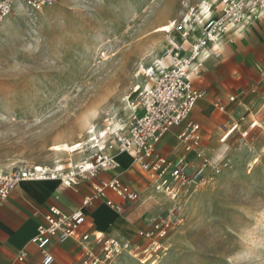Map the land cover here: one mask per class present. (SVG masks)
<instances>
[{
  "label": "rangeland",
  "instance_id": "1",
  "mask_svg": "<svg viewBox=\"0 0 264 264\" xmlns=\"http://www.w3.org/2000/svg\"><path fill=\"white\" fill-rule=\"evenodd\" d=\"M219 4L58 0L39 13L24 11L14 23L20 34L0 56V169L52 168L114 140L136 111L127 99L152 85L148 74L158 75L159 60L184 42L185 24L198 18L191 35L201 30L205 10L217 13ZM171 22L176 29L167 32ZM258 92L255 107L216 138L199 181L175 198L159 190L167 197L154 223H168L169 235L158 250L149 241L135 263L264 264V84ZM64 144L82 149H58Z\"/></svg>",
  "mask_w": 264,
  "mask_h": 264
},
{
  "label": "crops",
  "instance_id": "2",
  "mask_svg": "<svg viewBox=\"0 0 264 264\" xmlns=\"http://www.w3.org/2000/svg\"><path fill=\"white\" fill-rule=\"evenodd\" d=\"M18 5L16 4L13 15L0 24V56L4 51L10 50L16 35L20 34L19 26L14 23L24 14V10ZM202 29L196 36L192 34L184 42L182 40L174 43V54L184 58L189 56L190 46L202 38ZM224 41L225 44L220 50L214 44L203 50L198 58L201 64L199 73L192 76L194 86L206 91L207 97L198 102L187 122L173 126L171 132L158 145L159 151L170 159L186 157L191 171L202 164L203 160H210L211 152L216 149V138L221 136L224 129L239 115L248 111V108L255 107L257 100L252 99L253 95L261 94L258 89L264 84V15L243 27L240 34H228ZM4 61L6 60L0 57V66L6 65ZM159 63L162 65L159 69L169 68L170 57L162 58ZM259 94L256 96L258 101L262 96ZM231 97L236 100L230 102ZM221 103L226 106L222 111L216 107V104ZM137 111L136 115L143 114L142 105L137 107ZM136 115H132L128 123L131 124ZM247 119H250V115L242 118V121L246 122ZM190 121L200 126L202 140L198 147L187 154L178 136ZM109 154L113 155L117 168L103 172L100 178L103 180L118 177L131 185L139 193L138 204H125L122 213L109 206L106 198L84 207L83 200L93 193L95 179L81 182L80 186L69 187L59 177L35 182L23 181L0 203V264H42L41 253L32 241L36 237L39 224L44 222V214L53 206L66 214L81 209L86 221L80 228V233L91 235L84 244L78 239L61 243L58 238H54L49 251L56 258L55 264H78L85 257V248L89 242L94 241L95 234L113 236L131 244L132 250H124L112 264H137L133 250L140 251L152 245H149L151 240L144 232L152 227L163 210L165 203L162 204L161 200L167 195L164 197L157 189L156 181L150 179L141 165L134 163V154L119 153L117 150ZM90 157L77 155L69 163L48 168L66 173L73 170L76 164L89 161ZM107 199L121 203L111 191H107ZM22 251H26L28 256L25 261L19 262Z\"/></svg>",
  "mask_w": 264,
  "mask_h": 264
},
{
  "label": "built area",
  "instance_id": "3",
  "mask_svg": "<svg viewBox=\"0 0 264 264\" xmlns=\"http://www.w3.org/2000/svg\"><path fill=\"white\" fill-rule=\"evenodd\" d=\"M219 1V15H215L216 8L209 7L211 15L203 18L201 22L205 26L202 38L190 46V55L184 58L168 51L165 57H170L169 68L159 69L158 75L148 74L153 80L152 85L142 90L135 89L134 93L137 97L127 99L132 109L142 105L143 114L134 116L131 124L121 130L122 133L115 136L114 140L106 141L103 148H98L87 161L90 162L89 164L87 162L76 164L73 170L66 173L59 170L51 171L43 166L17 167L10 172L0 169V203L6 200L23 181L35 182V180L59 177L62 183L69 187L80 186L81 182L95 179L93 193L83 200V206L87 207L98 199L106 198L109 206L122 213L125 204L136 205L140 199L137 190L121 181L120 178L103 180L100 178L103 172L117 168L113 155L107 151V147L112 146V143L115 144L117 152L134 154V163L141 165L150 179L156 181L158 190L170 193L174 191L175 194L170 198H175L182 190L199 181L205 175L208 160H203L202 164L191 171L186 157L170 159L159 151L158 145L171 132L173 126H180L187 122L198 102L207 97V92L197 89L192 80V76L199 73L201 64L198 58L203 50L210 44H214L220 50L228 34H240L243 27L261 19L264 15V0ZM57 2L58 0H0V24L13 15L16 4H19L18 6H21L28 14H32L42 12ZM197 19L195 18L189 26L185 25V28H182L184 32L181 35L184 41L191 35ZM161 66L159 63L158 68ZM235 100V97L230 98V102ZM216 107L221 111L226 109L222 103L216 104ZM233 128L237 129V125ZM200 130L197 123L190 121L178 136L187 154L200 145L202 140ZM107 191H111L121 200V203L107 199ZM43 219L44 222L39 224L36 237L32 241L41 253L42 264L56 262L55 256L49 251L54 238H58L61 243L78 239L81 244H84L91 236L89 233H80V228L86 221L81 209L66 214L60 208L53 206L48 213L44 214ZM169 230L168 223L159 221L153 223L152 227L144 233L149 240L155 242L156 250H158L161 248V244L158 243L168 237ZM126 249L132 250L131 244L113 236L95 234L94 241L89 242L85 248V257L78 264H112ZM148 251L145 249L144 252L148 253ZM133 252V255L137 257L140 251L133 250ZM27 256L26 251H22L18 261H25Z\"/></svg>",
  "mask_w": 264,
  "mask_h": 264
},
{
  "label": "bare ground",
  "instance_id": "4",
  "mask_svg": "<svg viewBox=\"0 0 264 264\" xmlns=\"http://www.w3.org/2000/svg\"><path fill=\"white\" fill-rule=\"evenodd\" d=\"M203 7V6H202ZM210 16V11H208L207 9L205 10V13H204V17H209ZM199 21V23L201 22V19L200 20H198ZM197 22V21H196ZM176 24H175V22H171L170 23V25H169V27H168V30H167V32L169 31V32H172L173 30H175L176 29V26H175ZM186 25V24H185ZM203 24H201V26H202ZM204 25H203V31H204ZM194 28V27H193ZM193 28H192V30H193ZM195 31V30H194ZM201 30H197L193 35L194 36H196L199 32H200ZM193 36V37H194ZM140 87H138L137 89H139ZM130 107V106H129ZM131 109V110H130ZM129 110L132 112V108L130 107L129 108ZM133 110H135V109H133ZM138 111H137V108H136V111L134 112V115H136V113H137ZM119 131V130H118ZM115 133V132H114ZM101 138V137H100ZM92 139V138H91ZM92 140H97V138H95L94 137V139H92ZM105 141V140H104ZM99 143V145H97L98 146V148H103L105 145H103L104 143H100V142H98ZM81 145L82 144H76V145H73V146H70V145H66V144H64V145H61V146H59L58 147V149H61V150H63V151H69V152H76V151H79V150H81L82 148H80L81 147ZM95 144L93 145L92 144V149H95L96 147H97ZM80 148V149H79ZM113 150H117V148H115V146L112 144V146H110V147H107V151L108 152H112ZM90 162H87V164H89ZM166 193H168V195H171V194H173L174 193V191H173V193H170V192H167V191H165ZM151 259V258H150ZM148 258H144V259H142L141 260V262L142 263H147L148 262Z\"/></svg>",
  "mask_w": 264,
  "mask_h": 264
}]
</instances>
